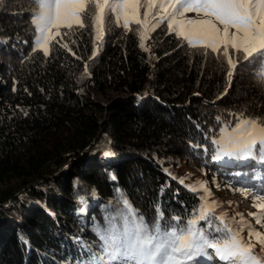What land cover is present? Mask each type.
Here are the masks:
<instances>
[{
    "label": "trees",
    "instance_id": "obj_1",
    "mask_svg": "<svg viewBox=\"0 0 264 264\" xmlns=\"http://www.w3.org/2000/svg\"><path fill=\"white\" fill-rule=\"evenodd\" d=\"M34 7L0 3V264L87 260L89 248L100 251L94 229L117 214L121 195L149 224L157 206L161 223L186 219L201 201L183 163L234 177L205 137L218 134V115L264 117L254 66L239 65L229 84L226 64L188 46L166 21L146 36L145 51L142 26L110 17L102 40L91 28L64 29L44 56L33 51Z\"/></svg>",
    "mask_w": 264,
    "mask_h": 264
},
{
    "label": "snow or ice",
    "instance_id": "obj_2",
    "mask_svg": "<svg viewBox=\"0 0 264 264\" xmlns=\"http://www.w3.org/2000/svg\"><path fill=\"white\" fill-rule=\"evenodd\" d=\"M30 3L35 5L30 11V23L35 30L33 51L42 50L44 56L49 55L57 36L74 35V29L91 28L96 40H102L107 19L113 14L117 23L123 17L124 28H128L130 21L142 26L139 46L148 51L144 44L146 36L167 21L170 33L174 32L193 49L202 50L205 57L210 50L226 64L229 84L238 66L247 62L254 66L257 82L264 87V0H30ZM188 12H195L198 18H186ZM61 28L68 30L63 36ZM61 47L67 49L68 44ZM228 115L234 119L225 120L218 115L216 121L221 125L218 134L205 137L214 146L212 159L264 160V117L247 116L243 111ZM192 147L209 151L204 145ZM180 183L184 180L180 179ZM186 186L202 193L199 207L186 219L173 215L165 223H161L165 217L159 206L155 221L149 224L121 195L122 207L117 214L106 217V227L94 229L101 241L100 251L91 252L89 248V258L78 264H207L213 260L216 264H264V232L245 221L239 212L229 216L222 204L212 199V192L203 181ZM235 191L253 199V206L259 211L249 215L256 225L264 228V191ZM245 230L247 238L242 234Z\"/></svg>",
    "mask_w": 264,
    "mask_h": 264
},
{
    "label": "rangeland",
    "instance_id": "obj_3",
    "mask_svg": "<svg viewBox=\"0 0 264 264\" xmlns=\"http://www.w3.org/2000/svg\"><path fill=\"white\" fill-rule=\"evenodd\" d=\"M145 9L140 10V16L143 15ZM111 21L114 20L117 23L115 15L109 16ZM186 18L196 19L197 14L195 12L185 13ZM108 22V19H107ZM123 17L119 19V23L123 24ZM167 23V21H166ZM132 24L130 21L129 25ZM65 28H61L60 31ZM106 29V28H105ZM55 31V30H53ZM222 164L225 165L224 169H228L229 173H232L234 177L227 174L224 178L219 175H207L202 169H196L191 165L185 163L180 167L182 174L186 176L188 180L187 185H195L197 181H203L212 192V199L219 201L222 204L223 210L229 214V216H236L237 212L243 215L245 221L251 224L254 228L264 232V228L260 225H256L254 217L250 216V212H258L259 210L253 206V199L246 198L241 191H235L236 189H250L254 193L264 191V174L259 171L258 162H263L259 158H222ZM256 163V164H254ZM253 166L252 170H249L250 166ZM235 171V174L232 172ZM249 173L253 176L250 178ZM200 195L202 194L199 192ZM231 202V203H230ZM219 211V209L217 210ZM239 219V217H237ZM243 236L247 238L248 233L245 230ZM207 264H216V261H209Z\"/></svg>",
    "mask_w": 264,
    "mask_h": 264
}]
</instances>
